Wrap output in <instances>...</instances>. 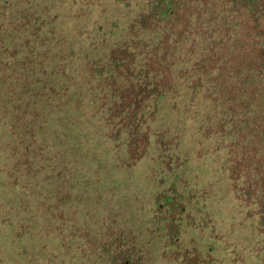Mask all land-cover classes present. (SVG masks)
<instances>
[{
    "label": "rangeland",
    "instance_id": "rangeland-1",
    "mask_svg": "<svg viewBox=\"0 0 264 264\" xmlns=\"http://www.w3.org/2000/svg\"><path fill=\"white\" fill-rule=\"evenodd\" d=\"M43 1L37 0L34 6L43 11ZM52 1L48 2L49 11L58 15L59 9ZM64 1L80 15L91 8L83 0ZM134 12L140 14L138 10ZM39 13L48 18V12ZM70 17L61 22H80V16ZM53 22L49 24L60 23L58 19ZM86 31L81 30V35H91L96 42L103 40L105 31L98 32L100 36H96L95 29ZM56 36L45 41L49 54L53 53L52 44L88 53L84 48L86 39L78 36L77 41H67L60 40L57 33ZM29 38L36 48L25 68L28 67L33 82L23 81L25 87L18 85L25 88L21 95L34 108L42 104L51 108L62 105L54 109L56 115H61L68 105L76 119L65 114L47 120L43 127L50 144L55 145L53 151L58 161L57 177L52 179L54 173L50 174L51 185L43 179L49 176L44 175V162L34 167L37 160L32 164L26 161L20 148V157L14 158H21L22 168L30 169L21 176L19 166L16 168L14 158L11 159L18 135L16 121L11 118L13 104L8 101L13 95L12 79L0 78L7 91L0 98V264H95L100 262L94 252L99 245L105 244L104 253L112 254L117 243H121V236L126 240L131 237L136 251L134 258L118 252L123 262L130 258L134 264H264L258 205H247L240 196L242 182L256 185L251 189L253 194L264 184V135L255 131L264 129L262 113L249 119L254 128L243 135V144L239 141L234 146L233 167L227 137L219 131V120L193 119L186 115L192 110L185 112L177 105H159L154 117L146 119L148 143L142 154V147L130 145L125 134L116 135L102 120L103 106L95 82L86 78L82 87L74 81L66 63L63 71L69 80L47 68L43 44L37 37ZM26 51L20 50L21 56ZM43 65L56 89L40 87L35 80ZM75 73L78 77L79 72ZM71 87L77 89L69 99ZM26 105L21 107L22 115ZM104 106H108L107 100ZM32 119L35 132H39L42 121ZM116 120L118 124L122 121ZM158 131H163L160 135L165 140L175 139V146L166 155L157 153ZM168 154L172 158L170 163L159 160L158 156L164 159ZM33 171L38 174L35 178L29 176ZM50 202L59 208L55 210ZM29 217L35 223L46 217L45 225L57 229L56 239L51 237L48 226L44 227L42 222L30 224ZM51 218L57 223H48ZM20 225L21 235L16 237ZM111 237L116 238L111 241Z\"/></svg>",
    "mask_w": 264,
    "mask_h": 264
},
{
    "label": "trees",
    "instance_id": "trees-1",
    "mask_svg": "<svg viewBox=\"0 0 264 264\" xmlns=\"http://www.w3.org/2000/svg\"><path fill=\"white\" fill-rule=\"evenodd\" d=\"M49 1L41 3L43 11L48 12L46 18L39 13L43 11L34 6L37 0H0V78L12 79L10 89L13 92L10 93L13 95L8 101L13 104L11 118L16 121L18 132L11 159L20 157L17 150L21 148L20 154H24L26 161L32 164L37 160L34 167L44 162V175L47 173L49 176L43 179L50 182L52 172V179L57 177L58 161L53 151L55 145L50 144L43 127L47 120L61 118L65 114L76 119L70 114L73 108L68 105L61 115H56L54 109L58 110L62 105L51 108L42 104L34 108L21 95L25 88H18V85L25 87L23 81L33 82L25 65H28L36 48L29 37H37L43 44L41 49L46 56L47 68L69 80L63 71L66 63L70 75L82 87L86 78L95 82L103 106L100 107L105 118L102 120L107 121L116 135L125 134L130 145L142 147L139 150L142 154L148 143L146 119L154 117L159 105H177L185 112L192 110L186 115L193 119L219 120V131L227 137L230 162L232 167L235 166L233 148L239 141L243 144V135L254 128L249 119H255L259 113L264 116V0H146L145 3L143 0H83L91 8L81 15L77 10L73 13V6L64 0H59L58 4L53 0L52 4L60 12L56 15L49 11ZM136 10L140 14L134 12ZM70 15L80 16V22L72 25L61 22L71 19ZM55 19L60 22L58 26L49 24ZM91 28L95 29L96 36H100L98 32L105 31L102 41L96 42L86 33L81 35V30L87 32L86 29ZM56 33L60 40L77 41L78 36L86 39L88 43L84 48L88 53H76L65 49V46L52 44L53 53L49 54V44L46 46L45 41L57 37ZM76 44L81 46L80 42ZM20 50L27 51L21 56ZM75 71L79 72L78 77L74 76ZM48 74L43 65L40 76L35 80L40 87L56 89L47 78ZM0 84L1 98L7 91L2 80ZM75 89L70 88L69 99ZM105 100L108 101L107 107L104 106ZM23 104L27 105L22 115ZM33 117L43 123L39 132H35ZM116 119L122 121L118 124ZM255 131L264 135V129L256 128ZM160 133L163 131L156 133V150L166 155L169 148L175 146L172 143L175 139L165 140ZM158 158L164 163H170L172 159L169 154L164 159ZM14 160L16 168L19 166L21 170L20 175H26L30 169L22 168L21 158ZM37 175L33 171L29 176L35 178ZM255 186L253 182H242L239 195L247 205L257 203L260 233L264 240V184L253 194L251 189ZM51 207L59 208L54 202ZM32 218L34 220L35 216ZM29 219L30 224L42 222L44 227L48 226L45 225L46 217L38 219V223ZM57 221L51 218L48 223L56 224ZM20 229L21 225L16 237L21 235ZM47 230L56 239L57 233L54 232L57 229H49L48 226ZM34 236L32 233L33 242L36 241ZM120 240L112 254L104 253L105 244L99 245L94 252L100 262L95 264H134L133 259L123 262L118 257V252L135 257L133 239L126 240L121 236ZM24 256H20L21 259Z\"/></svg>",
    "mask_w": 264,
    "mask_h": 264
}]
</instances>
